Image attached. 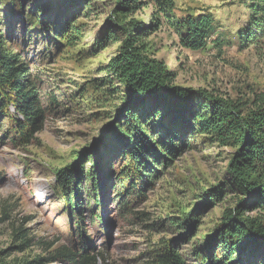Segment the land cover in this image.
I'll list each match as a JSON object with an SVG mask.
<instances>
[{"label": "rangeland", "instance_id": "rangeland-1", "mask_svg": "<svg viewBox=\"0 0 264 264\" xmlns=\"http://www.w3.org/2000/svg\"><path fill=\"white\" fill-rule=\"evenodd\" d=\"M250 1L143 0L129 15L121 0H0V33L27 64L46 111L43 130L25 146L13 144L0 115V264H68L49 258L83 241L97 264H154L168 241H178L187 264L219 252L224 214L241 201L228 174L234 149L197 116L208 115V96L246 110L264 96V40L245 38ZM202 14L214 18L215 30L204 49H186L179 23ZM132 19L144 27L145 56L165 64L175 86L195 93V114L181 126L152 103L138 112L157 143L175 134L181 148L170 165L159 163L153 186L122 214L115 195L128 159L118 157L117 136L129 131L128 92L109 64ZM69 166L83 179L80 210L71 213L57 182ZM250 262L264 264V250L243 254Z\"/></svg>", "mask_w": 264, "mask_h": 264}, {"label": "trees", "instance_id": "trees-1", "mask_svg": "<svg viewBox=\"0 0 264 264\" xmlns=\"http://www.w3.org/2000/svg\"><path fill=\"white\" fill-rule=\"evenodd\" d=\"M142 1L121 0L120 11L129 14L136 7L140 8L139 2ZM167 1L173 6L172 0ZM250 2L251 29L247 31L245 38L249 42L261 41L264 40V0ZM215 25L214 18L208 14L185 18L179 23L181 44L193 51L204 49ZM123 26L125 39L109 67L128 92L125 119L129 120L130 127L127 133L117 136L118 157L125 156L128 162L119 172L115 195L119 211L128 214L136 200L143 197L145 189L153 186L152 178L156 179L159 163L161 167L170 165V157L174 159L181 148L175 143V134L157 143L143 127L138 112L147 103H152L155 108H159L160 113L171 115L174 122L184 126L187 116L190 118L195 114V93L175 86L172 71L165 64L145 56L140 43L142 36H145L143 26L133 19ZM206 98L210 103L209 113L207 116L198 115L197 119L212 130L219 142L234 149L228 164V174L241 201L236 209L226 210L224 214L218 242L216 241L219 252L209 253V257L202 263L244 264L243 254L245 256L248 252L254 254L264 250V217H244V214L255 211L264 215V96L258 99L253 108L247 110L231 102L209 96ZM12 109H15L16 114ZM0 115L8 119L12 142L16 146L29 144L43 130L46 116L39 90L29 74L27 64L18 53L8 49L1 33ZM82 181V172L76 166L66 167L57 173L58 187L70 213L80 210L78 187ZM98 189L99 184L95 183L96 197ZM187 225L191 226L189 222ZM188 238L189 234L185 235V240ZM178 245V241L166 242V246L158 251L154 264H187ZM45 261L46 259H39L35 263L44 264ZM49 261L97 264V259L88 253L85 241L80 242L78 250L77 246L58 249Z\"/></svg>", "mask_w": 264, "mask_h": 264}]
</instances>
